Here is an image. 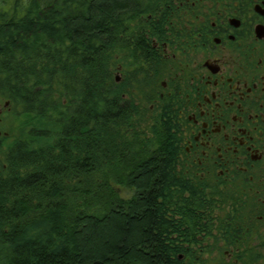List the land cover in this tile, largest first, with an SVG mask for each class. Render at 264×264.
Returning <instances> with one entry per match:
<instances>
[{"label": "trees", "instance_id": "1", "mask_svg": "<svg viewBox=\"0 0 264 264\" xmlns=\"http://www.w3.org/2000/svg\"><path fill=\"white\" fill-rule=\"evenodd\" d=\"M165 4L0 0V99L17 121L0 136V264H233L206 248L185 261L174 120L112 76L119 40L153 31ZM237 211L219 233L243 229Z\"/></svg>", "mask_w": 264, "mask_h": 264}, {"label": "flooded vegetation", "instance_id": "2", "mask_svg": "<svg viewBox=\"0 0 264 264\" xmlns=\"http://www.w3.org/2000/svg\"><path fill=\"white\" fill-rule=\"evenodd\" d=\"M163 9L153 31L119 40L114 77L122 97L153 92L148 109L174 120L185 261L231 242L248 251L228 246L225 261L264 264V0H166ZM236 209L243 229L219 233L217 216ZM210 212L214 223L202 224Z\"/></svg>", "mask_w": 264, "mask_h": 264}, {"label": "rangeland", "instance_id": "3", "mask_svg": "<svg viewBox=\"0 0 264 264\" xmlns=\"http://www.w3.org/2000/svg\"><path fill=\"white\" fill-rule=\"evenodd\" d=\"M115 69L112 72V76L113 78H115L114 76H118L117 74V70H116V65L114 66ZM5 102H7L6 105ZM14 109L11 107V105H9V101L7 100H3L0 99V136H4V135H11V134H16V120H15V116H13V111ZM10 139L5 140L3 143H7L10 142ZM121 195L124 196H129L131 194V192L126 189V188H121L120 191ZM228 249V246H224V245H220L218 242H214L210 244L209 247V252L207 254V256H205L206 259H209L210 261H214V260H219L220 258L223 257V252L224 250ZM206 255V254H205ZM261 262H264V259H260Z\"/></svg>", "mask_w": 264, "mask_h": 264}, {"label": "water", "instance_id": "4", "mask_svg": "<svg viewBox=\"0 0 264 264\" xmlns=\"http://www.w3.org/2000/svg\"><path fill=\"white\" fill-rule=\"evenodd\" d=\"M7 104V102H5V104L4 105H6Z\"/></svg>", "mask_w": 264, "mask_h": 264}]
</instances>
